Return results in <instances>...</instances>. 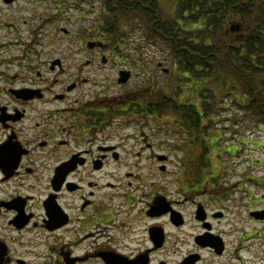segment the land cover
<instances>
[{"label":"flooded vegetation","instance_id":"flooded-vegetation-1","mask_svg":"<svg viewBox=\"0 0 264 264\" xmlns=\"http://www.w3.org/2000/svg\"><path fill=\"white\" fill-rule=\"evenodd\" d=\"M101 18L60 56L34 48L56 40H0L20 46L0 53V264H264L248 141L224 149L200 104L164 121L152 63Z\"/></svg>","mask_w":264,"mask_h":264},{"label":"trees","instance_id":"trees-1","mask_svg":"<svg viewBox=\"0 0 264 264\" xmlns=\"http://www.w3.org/2000/svg\"><path fill=\"white\" fill-rule=\"evenodd\" d=\"M104 4L102 28L110 39L121 40L134 30L133 22L142 23L148 41L158 38L168 47L176 69L169 89L164 87V114H173L174 121L191 120L193 110L188 106L199 104L193 93L184 96L179 81L230 79L227 95L239 93V100L232 103L244 109V118L264 122V0H179L175 19L165 17L158 0H104ZM231 22L239 30L232 31ZM193 24L196 27L187 28ZM209 95L212 99L206 97L200 105L208 114L216 108L219 112L221 104L215 106V95L212 91Z\"/></svg>","mask_w":264,"mask_h":264},{"label":"rangeland","instance_id":"rangeland-1","mask_svg":"<svg viewBox=\"0 0 264 264\" xmlns=\"http://www.w3.org/2000/svg\"><path fill=\"white\" fill-rule=\"evenodd\" d=\"M158 2L164 11L165 17L169 18L168 16H170L169 19H175L179 0H158ZM104 10H106L104 0H48L46 2L43 0H18L15 3H4L0 0V40L5 42L21 40L25 42L22 45L25 49H27L26 44L31 43L33 40H56L61 43L60 46L42 44L34 45V48L40 51L41 57H47L46 54L51 50H54L52 55L60 56L62 52L67 50L68 42L80 40L78 30L96 21L97 16ZM179 21L182 24L183 20L180 19ZM101 23H104L103 19ZM132 24L134 30L122 36V47L125 51H130L137 57L146 58L147 62L152 63L153 89H158L159 92L161 91L164 94V87L169 89L171 78H174L175 60L161 39L156 38L151 41L146 39V31L142 23L134 24L133 22ZM233 24L231 22L229 27L231 28ZM191 27H196V25H188L187 28L190 29ZM63 28L69 30V35ZM15 47L20 46L13 43L5 44L0 49V53H12ZM143 75L142 72L141 77ZM182 76L187 75L182 74ZM189 82L182 80L178 82L184 89V96L193 93L195 102L200 104L206 97L212 99L209 95L212 91V94L215 95V106L217 104L222 106L218 109L219 112L216 110L217 108L214 110L215 120H217L214 123L216 135L218 137L220 132L223 133V139L218 144L226 149L229 144L233 142L239 143L242 139H246L248 141L247 144H241L237 152L247 155L249 173L259 178L261 183L264 184V131H259L258 124H253L254 122L251 118H244L245 111L240 105L232 103L233 99L239 100V93L233 91L231 95H227L230 94L231 80L197 79ZM192 85L194 87L193 92L190 90ZM181 100L186 102L184 97H181ZM173 117V114L166 113L164 114V121H174ZM164 127H168V125L165 124ZM257 139L262 143L259 148L255 146ZM222 142H225V144H222ZM252 159H257V161H252ZM228 161L239 164L241 158L239 156L230 157ZM231 169L234 174L239 173L243 170V165ZM239 178L241 177L234 175L232 181L239 180ZM247 183L252 184L251 181ZM263 226L264 223H255L251 220L247 222L249 230L257 229L261 231ZM263 239H258L257 241L260 242Z\"/></svg>","mask_w":264,"mask_h":264},{"label":"water","instance_id":"water-1","mask_svg":"<svg viewBox=\"0 0 264 264\" xmlns=\"http://www.w3.org/2000/svg\"><path fill=\"white\" fill-rule=\"evenodd\" d=\"M239 28H240V26L235 24V23L231 26L232 31L239 30ZM123 78H125V77H123ZM263 217H264V215H261V218H263Z\"/></svg>","mask_w":264,"mask_h":264}]
</instances>
